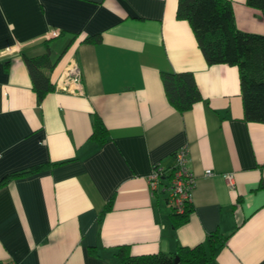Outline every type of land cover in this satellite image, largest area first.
Listing matches in <instances>:
<instances>
[{
	"label": "crops",
	"instance_id": "0c3cea01",
	"mask_svg": "<svg viewBox=\"0 0 264 264\" xmlns=\"http://www.w3.org/2000/svg\"><path fill=\"white\" fill-rule=\"evenodd\" d=\"M229 2L238 28L264 34L257 8ZM176 3L0 0V177L48 163L0 183V261L119 264L122 244L133 255L170 252L217 230L227 238L208 264H264V121L243 119L237 66L205 61ZM59 32L75 37L39 99L22 57ZM73 63L80 82L60 89ZM162 71H190L201 98L175 109ZM96 115L101 143L89 137ZM183 145L192 212L173 226L164 184L151 190L148 177Z\"/></svg>",
	"mask_w": 264,
	"mask_h": 264
},
{
	"label": "trees",
	"instance_id": "16d2710c",
	"mask_svg": "<svg viewBox=\"0 0 264 264\" xmlns=\"http://www.w3.org/2000/svg\"><path fill=\"white\" fill-rule=\"evenodd\" d=\"M245 3L257 8L264 19V0H245ZM175 13L176 17L188 21L197 45L208 64L227 63L237 66L243 119L264 121V34L238 28L229 0H177ZM73 37H75L74 33L63 35V32H59L45 40L43 52L35 55L23 54L22 58L31 80V86L39 99L54 89L50 73ZM52 38L59 40L56 47L51 42ZM82 40L96 42L100 40V36L98 34L86 36ZM160 77L165 97L175 109L187 110L201 98L194 76L190 71H162ZM106 133L107 129L103 121L97 115L94 116L89 137L101 143ZM47 165V162H43L10 171L0 177V183L11 178L33 174ZM110 205L111 200L103 206L99 217L110 208ZM191 212L190 201H185L179 212L171 209L170 216L173 226L186 222ZM226 238L227 235H221L217 230H212L205 237V245L202 243L193 246L179 245L170 252L159 251L135 255L130 254L127 244H122L117 248L116 256L119 264H208L213 260L217 247ZM217 243L220 244L217 245ZM204 246L208 247L209 252ZM88 250L93 251V247L89 246Z\"/></svg>",
	"mask_w": 264,
	"mask_h": 264
},
{
	"label": "built area",
	"instance_id": "2783aa9c",
	"mask_svg": "<svg viewBox=\"0 0 264 264\" xmlns=\"http://www.w3.org/2000/svg\"><path fill=\"white\" fill-rule=\"evenodd\" d=\"M80 71L78 66L73 63L67 71L65 78L59 85L60 89L70 91L71 84H79ZM74 90V89H73ZM205 173H210L206 170ZM169 175V178L167 177ZM225 179L232 185V175L227 173ZM151 190L156 189L159 183L164 184L166 190V201L169 202L174 212L182 210L185 201L190 200V189L193 186L194 176L187 166V147L183 145L173 152V164L164 168L160 164H155L148 177ZM0 264H17L15 261H0Z\"/></svg>",
	"mask_w": 264,
	"mask_h": 264
}]
</instances>
